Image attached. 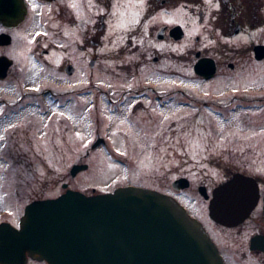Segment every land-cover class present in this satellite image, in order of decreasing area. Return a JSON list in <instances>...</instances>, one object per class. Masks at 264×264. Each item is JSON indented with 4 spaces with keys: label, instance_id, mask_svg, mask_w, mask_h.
Segmentation results:
<instances>
[{
    "label": "rangeland",
    "instance_id": "obj_1",
    "mask_svg": "<svg viewBox=\"0 0 264 264\" xmlns=\"http://www.w3.org/2000/svg\"><path fill=\"white\" fill-rule=\"evenodd\" d=\"M127 2L128 5L122 0L119 11L114 16L110 15L114 18L111 27L118 30L119 35L104 47L105 78H108L105 80V92H115L117 96L124 92H131V96L136 94L135 99L141 100L138 109L152 115L154 125L148 126L149 130L147 127L139 130L136 124L127 121L128 114L125 115L123 110H129L135 102L129 94L121 97L125 99L118 107L121 110L111 113L110 107L105 106L102 124H105V129L101 135L107 143L95 149L91 148L95 132L85 126L88 121L86 111L83 109L82 114L75 103L66 114L64 110L55 109L54 115L47 116L48 124L54 126L50 132H42L47 130L44 127L33 135L20 133L11 127L15 120L20 121V117H26L33 110L16 119L9 116L3 126L11 132L3 133L4 128H0V153L6 159L7 155L10 157L5 163L0 161V191L4 187L18 190V196L13 192L6 197L0 192V222L18 220L19 214L23 216L26 206L32 201L55 198L67 188L86 194L94 193L93 189L98 193L99 189L101 191L130 182L149 183L163 188L167 183L170 185L176 179L185 178L190 185L179 197L194 212L196 209L195 213L199 212L198 216L218 243L223 245L226 253L230 252L226 254L227 264H264L248 254V250L239 251V245H235L248 236L246 232L251 228L252 220L234 228L220 229L209 218L208 203L198 190L201 183L216 186L230 173H242L244 170L256 172L264 183V148L257 153L234 142L219 143L227 141L231 129L246 135L249 132H264V108L255 111L259 120L252 125L241 124L245 115L239 113L233 120L225 122L215 115L218 110L214 108L215 101L218 104L220 101L230 102L236 97H246V100L264 98V75L261 77L256 69L258 65L251 63L254 60L252 47L264 43V0L241 1L239 6L243 10L237 17L242 26L241 32L228 37L224 32L231 33L233 30L228 28L225 17L218 21V27L213 24L210 0L169 3L161 9L153 3L149 11L146 10L147 0ZM177 24H181L185 30L183 38H158L157 33L162 26L173 27ZM199 50L212 56L219 50H225L228 52L226 62L237 61L238 66L230 70L223 65L217 79L199 82L193 78L196 76L193 70L196 61L194 53ZM145 53L148 55L145 56ZM155 57L159 60L154 61ZM244 63L248 75L243 70ZM253 77H257L256 81ZM12 79L0 83V95L8 98L20 92L17 89L19 84ZM48 80L37 83L34 78L24 76L19 82L25 88L38 87L43 91ZM56 85L57 89L49 87L44 91L49 94L77 92L75 86L64 81ZM132 85L141 89L130 90L135 87ZM161 95L166 97L162 100L163 104L160 100H152L153 97L161 98ZM257 103H261L260 99L255 101V106ZM199 104L202 111L197 115ZM2 109L0 105V112ZM249 113L246 115L251 118L253 113ZM64 121L71 123L66 125ZM142 136L145 141H142ZM130 137L138 142L132 140L130 143ZM143 156L152 160L140 166L138 162L144 159ZM77 163L88 164L90 169L73 176L71 169ZM4 176L7 178L5 181ZM18 205L22 211H18ZM5 212L8 214L7 220L1 221ZM234 246L238 249L237 255L234 254L236 249H230ZM259 257L263 259L264 256Z\"/></svg>",
    "mask_w": 264,
    "mask_h": 264
},
{
    "label": "flooded vegetation",
    "instance_id": "obj_2",
    "mask_svg": "<svg viewBox=\"0 0 264 264\" xmlns=\"http://www.w3.org/2000/svg\"><path fill=\"white\" fill-rule=\"evenodd\" d=\"M124 1L125 4L128 5L129 2L127 1L130 0ZM182 1L186 2L185 0H173L172 3H181ZM189 1L204 2V0ZM210 1L213 5L211 18L214 22V26H217L219 20H224L221 19V17H225L228 22V28L232 29L233 31L231 33L228 31L224 32V35L228 37L230 35H233L232 33H238L242 28L237 18L243 10L240 7V3L242 0ZM14 2L20 4L19 15H16L15 19H11L10 21L6 18L0 21V40H7L4 43H0V73H2L5 65L9 63L8 67H6V76L0 77V83L11 81V79L13 78L12 80H15L16 83L19 84L17 89L20 92H17V94H13V96L11 95V97L8 98L4 96V94L0 95V105L3 108L0 112V128H4L3 123L7 118H9V116L13 119H16L19 118L20 115L25 114V112L26 114H28L29 112H31L30 110H33L34 112L29 113L26 117H20V121L15 120V123H13L11 127H13V129L16 131H19L20 133L25 132L33 135L35 134V132L37 133L41 128L44 127H47V130H41L42 132H50L52 131V128L54 126L53 124H48L49 121L47 119V116L54 115L55 109L62 112L64 110V113L66 114L67 110H70V108H72L75 103V105L79 107V110L82 114L83 109L84 111H86L85 117H88V121L87 124L85 122L84 123L86 128L91 127L90 130H94L95 132V135H93V142L91 143V148L95 149L98 148L97 146H99L100 144L107 143L106 139L101 135V132L105 129V124L102 125L104 122L103 119L105 106L107 105L110 107L109 112L111 113H115L121 110L118 107L122 106V101L125 100L121 97L123 95L125 96L126 94H129L130 98H132L131 100L135 101L129 110H123L125 115L128 114L126 116L128 118L127 121H129L130 124H136V127L139 130L154 125V118L151 117L152 115L146 113V110L138 109V106H140L138 102H141V100L135 99L136 94L131 96V92H124L123 94L117 96L115 92H105V85L107 84L105 80H108V78H105L106 73L103 58L104 47L106 46V43L108 44L110 42H113L119 35V31L111 27V23L113 22L114 18L110 17V15L112 14V16H114L117 13V10L119 11V5L122 4V0H17ZM153 3H155L154 5L161 9L165 8L170 2L169 0H147V11H149V9L153 6ZM122 6L124 7L125 5ZM171 28L172 27L169 26H162L157 33L158 38L162 39L163 37L164 39L167 36L173 38V36H171L170 34ZM161 32L162 37H159V33ZM258 44L264 43H257L252 47L251 56L254 57L255 61L253 60L251 63L258 65L256 69L258 72H260V76L263 77L262 75H264V58L257 59L255 57L254 51L255 46ZM226 53L228 52H226L225 50H219L215 55L212 56L202 54V51L200 50L195 52V63L197 62L199 57L209 56L213 58L215 61L214 63L216 64V72L213 77L205 78L204 76L196 74L194 70V64L193 70L196 76L193 78L199 82L213 81L219 76V72H221L223 65H227L230 70H235L238 66V62H226L228 59ZM146 55H148V53H145V56ZM157 60H159V58L155 57L154 61ZM113 64H116L115 61ZM245 64L246 63L242 65L244 71L246 70ZM257 71L255 73L258 75ZM255 73L252 72V74ZM246 75H248V71L246 72ZM24 76L34 78V81H36L37 83L41 81L43 82L44 80H47V78L49 80L47 86H44V89L42 91V88H40L41 90H39L38 87L25 88L23 86V83L19 82ZM258 78H260L259 75ZM252 79L256 81L257 77H253ZM63 81L66 84H72L73 86H75L77 88V92L71 94H49L44 91L49 87L57 89L58 86L56 85V83H63ZM132 87L133 88L130 90L133 91H138L139 89H141H137L136 85H132ZM13 93H16V91ZM162 95L160 96L161 98L153 97L152 100H160V103L163 104L162 100H165L166 97L163 98L164 96ZM210 97H212V95H210ZM10 99H12L11 102L9 101ZM258 99H260L261 103H257V106H255V101H257ZM262 101H264V98L260 97L247 98V100L246 97H236L230 102L223 103L222 101H220L218 102V104L215 101L214 108L216 109V111L218 110L217 113L215 112V115L217 117H221L225 122H229L233 120V117L237 113H239L241 114V116L245 115L244 120L241 122V124L252 125L254 123H258L259 117L255 111H257V109L259 108H264V102ZM216 104L218 105V107ZM144 105L145 104H143V106ZM165 106L166 104L164 105V107ZM201 106L202 105L199 104L198 108L196 109L197 115L200 114V111H202ZM248 112L253 113L251 115V118L250 115H246ZM138 115H141L142 117H137ZM64 123L67 125L71 122L64 121ZM4 132L10 133L11 131H8V129L5 127L3 133ZM228 133L229 134L227 137V141L224 140L219 143H228L229 141L230 144V142H234L235 145H242L245 149H254L257 153L260 149L264 148V132H249L248 135H246L244 132H241L237 129H231ZM2 138L4 139V137ZM130 138V143H132L133 138ZM84 141L85 139H83V143L86 144V141ZM142 141H145V137L143 138V136ZM98 142L99 144L96 145ZM2 150L4 152V148ZM86 153L88 154L89 151H87ZM2 156L3 153H0V161L2 163L10 160L9 155H7L8 159ZM151 160L152 158L149 159L147 156L144 157L143 160L139 159L138 164L140 166H144L146 165V162ZM88 169H90L89 165ZM81 171L78 172L77 175H79ZM249 171L244 170L243 172H240L256 178L259 183L260 198L250 216L243 223H239L241 226L245 222L252 220L251 228L248 227L249 230H252H248L246 232L248 236L246 235L242 242H239L235 245H239V251L240 249H244L246 251L248 250V254L255 256L264 263V257L263 259L259 257L260 255L264 256V251L251 248V240L253 235L264 233V183L261 182L256 172L251 170ZM235 173H233L232 175L230 173L231 176L229 175L228 178H226L224 181L234 176ZM6 179V176H4V181ZM176 180L173 181L170 185L169 183H167L166 186H163V188L152 186V184L149 183L144 184L140 182H130L126 184H117L112 188H105L101 191L112 192L120 186L134 185L151 188L170 195L171 197L177 199L179 203L184 205L190 215L198 219L202 223V226L205 227V229L212 237V233L198 216L199 212L195 213L197 212L196 209L194 212L180 199L179 196L181 195V192L186 190L188 187L182 189L175 187ZM224 181H221L218 185L224 183ZM4 185L7 186L6 184ZM216 186L209 187L207 185H204V183H201L198 187L200 195L203 196V200L208 203V206L210 203V198L212 197L213 191ZM95 190L96 189H93L94 193ZM98 191V193H102L100 189ZM0 192H3V195H5L6 197L8 195H12L13 192H15L16 195L18 194V190L13 191L12 189L6 187H4ZM207 194L209 198H206L205 195ZM18 206V211H20V209L22 211V207L20 205ZM4 211L5 210L2 211V214L4 213ZM12 214L13 213H11V216ZM7 215V212H5L1 221L7 220L5 219L7 218ZM21 217L22 214H19L18 220L8 221L12 223V225L19 227ZM211 220L220 229L234 228V226L231 227L219 224L212 218ZM212 238L216 243L215 245H217L220 253L224 257L225 264H227L226 254L230 252L226 253L223 245L219 244L214 236ZM230 249H233L234 251L236 249V252L234 254H238L237 247L234 246ZM23 264H48V262L37 257H32L31 255L28 256L27 260Z\"/></svg>",
    "mask_w": 264,
    "mask_h": 264
},
{
    "label": "water",
    "instance_id": "obj_3",
    "mask_svg": "<svg viewBox=\"0 0 264 264\" xmlns=\"http://www.w3.org/2000/svg\"><path fill=\"white\" fill-rule=\"evenodd\" d=\"M14 1L0 0V21L19 15L20 4ZM183 33L182 25L170 31L175 39ZM254 51L257 59L264 58V44L256 45ZM214 62L209 56L199 57L194 63L196 74L213 77ZM8 64L0 77L6 76ZM84 169L88 164H74L71 174ZM189 185L185 178L175 183L179 189ZM259 198L258 181L237 173L214 189L209 215L219 224L239 225ZM215 244L177 199L134 185L92 194L67 188L55 198L29 203L19 227L0 223V264H23L31 255L48 264H225ZM251 248L264 251V233L253 235Z\"/></svg>",
    "mask_w": 264,
    "mask_h": 264
},
{
    "label": "trees",
    "instance_id": "obj_4",
    "mask_svg": "<svg viewBox=\"0 0 264 264\" xmlns=\"http://www.w3.org/2000/svg\"><path fill=\"white\" fill-rule=\"evenodd\" d=\"M186 2H190L189 0H185ZM170 4L173 2V0H169Z\"/></svg>",
    "mask_w": 264,
    "mask_h": 264
}]
</instances>
